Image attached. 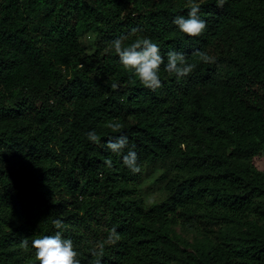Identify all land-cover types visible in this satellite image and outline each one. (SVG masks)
<instances>
[{
    "label": "trees",
    "instance_id": "obj_1",
    "mask_svg": "<svg viewBox=\"0 0 264 264\" xmlns=\"http://www.w3.org/2000/svg\"><path fill=\"white\" fill-rule=\"evenodd\" d=\"M196 2L199 37L173 23L189 0H0V264H39L32 239L56 232L81 264H264V0ZM121 35L197 67L178 80L162 65V87L147 89L111 50ZM120 134L129 144L114 154ZM129 148L138 174L122 162ZM113 227L120 240L94 257Z\"/></svg>",
    "mask_w": 264,
    "mask_h": 264
},
{
    "label": "clouds",
    "instance_id": "obj_2",
    "mask_svg": "<svg viewBox=\"0 0 264 264\" xmlns=\"http://www.w3.org/2000/svg\"><path fill=\"white\" fill-rule=\"evenodd\" d=\"M225 0H217L216 6L222 8ZM189 8L187 17L178 15L173 20V23L178 29L189 37L201 36L206 27V21L199 17L200 5L196 0H189ZM137 29L132 30L135 34ZM129 36L121 35L111 42V50L119 57L122 67L130 72L139 82L147 89L156 91L162 87L160 76L161 66L169 74H174L179 80L187 77L197 67V63H189L186 55L182 52L169 51L167 53V63L160 53V48L148 37H138L130 43H126ZM193 59L204 64L214 63L215 60L207 52L196 50L192 53ZM111 88L117 90L119 85L112 83ZM106 127L111 129L112 133H121L124 125L119 120H109ZM89 141L99 144L100 136L95 130L87 133ZM129 139L126 135L120 134L113 138H109L106 148L114 153L120 154L128 147ZM138 154L135 150L129 148L127 153L123 155V164L133 173L141 172V166L138 163ZM104 163L111 168L113 161L107 158ZM57 229L62 228V221L57 219L54 221ZM120 240L115 227L109 230L107 239L103 242H98L90 250L91 254L102 257L104 254L105 245H113ZM28 239L25 238L21 242L22 248L28 247ZM31 247L35 249V260L39 264H81L78 259L79 253L75 249L73 241L69 238H64L61 232H56L54 235H44L39 238H34L31 241ZM96 264H100L97 260Z\"/></svg>",
    "mask_w": 264,
    "mask_h": 264
},
{
    "label": "rangeland",
    "instance_id": "obj_3",
    "mask_svg": "<svg viewBox=\"0 0 264 264\" xmlns=\"http://www.w3.org/2000/svg\"><path fill=\"white\" fill-rule=\"evenodd\" d=\"M79 41L83 49L89 54L94 52V44L96 41V33L93 31L83 30L80 33ZM254 163L260 170L264 171V156H259L254 159ZM156 196V195H155ZM177 235L189 244H196L201 242V238L188 231H184L181 228H176ZM191 250V249H190Z\"/></svg>",
    "mask_w": 264,
    "mask_h": 264
}]
</instances>
